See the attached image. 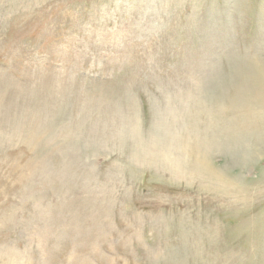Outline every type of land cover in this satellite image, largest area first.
I'll return each mask as SVG.
<instances>
[{
    "label": "rangeland",
    "instance_id": "374dc122",
    "mask_svg": "<svg viewBox=\"0 0 264 264\" xmlns=\"http://www.w3.org/2000/svg\"><path fill=\"white\" fill-rule=\"evenodd\" d=\"M0 264H264V0H0Z\"/></svg>",
    "mask_w": 264,
    "mask_h": 264
}]
</instances>
